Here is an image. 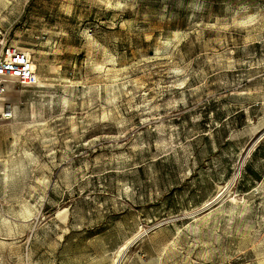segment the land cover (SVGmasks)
I'll return each mask as SVG.
<instances>
[{"label": "rangeland", "instance_id": "1", "mask_svg": "<svg viewBox=\"0 0 264 264\" xmlns=\"http://www.w3.org/2000/svg\"><path fill=\"white\" fill-rule=\"evenodd\" d=\"M2 39L0 264H264V0H0Z\"/></svg>", "mask_w": 264, "mask_h": 264}, {"label": "built area", "instance_id": "2", "mask_svg": "<svg viewBox=\"0 0 264 264\" xmlns=\"http://www.w3.org/2000/svg\"><path fill=\"white\" fill-rule=\"evenodd\" d=\"M35 65L28 53L0 40V100L9 86H29L36 83ZM4 103L2 111L10 109Z\"/></svg>", "mask_w": 264, "mask_h": 264}, {"label": "bare ground", "instance_id": "3", "mask_svg": "<svg viewBox=\"0 0 264 264\" xmlns=\"http://www.w3.org/2000/svg\"><path fill=\"white\" fill-rule=\"evenodd\" d=\"M2 111V108L0 107V112ZM8 113V112H7ZM137 239V238H136ZM117 258V257H116ZM118 260V259H117ZM115 264V263H114Z\"/></svg>", "mask_w": 264, "mask_h": 264}]
</instances>
